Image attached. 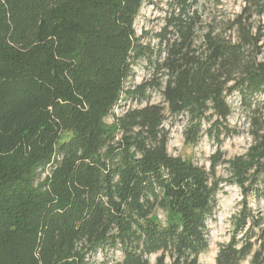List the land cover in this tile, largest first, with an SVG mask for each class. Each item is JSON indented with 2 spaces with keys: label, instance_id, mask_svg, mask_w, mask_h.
Listing matches in <instances>:
<instances>
[{
  "label": "trees",
  "instance_id": "16d2710c",
  "mask_svg": "<svg viewBox=\"0 0 264 264\" xmlns=\"http://www.w3.org/2000/svg\"><path fill=\"white\" fill-rule=\"evenodd\" d=\"M146 1L0 0V264H201L225 184L242 199L216 264H264V27L250 7L217 22L169 0L153 62L134 26ZM143 60L152 77L127 87ZM235 96L252 143L226 159ZM122 99L139 106L118 115ZM180 116L187 143L217 139L209 167L169 153Z\"/></svg>",
  "mask_w": 264,
  "mask_h": 264
},
{
  "label": "rangeland",
  "instance_id": "374dc122",
  "mask_svg": "<svg viewBox=\"0 0 264 264\" xmlns=\"http://www.w3.org/2000/svg\"><path fill=\"white\" fill-rule=\"evenodd\" d=\"M257 3L256 5H253ZM250 7V23L254 27H264V0H198V9L202 18L206 21L216 19L218 21L234 18L243 13L244 8ZM171 15L169 0H147L143 5L139 16L135 21V30L144 45L149 46L153 52L152 60L160 61L158 56L160 49L158 34L164 32L167 19ZM262 55L264 58V41H261ZM154 66L148 61H141L135 67L133 77L128 81L127 87L144 82L152 77ZM264 98V96H263ZM233 107V114L229 118L228 126L231 130L230 136H220L222 143L221 150L226 159L243 155L249 149L252 138L250 134L249 114L240 103L238 96L229 99ZM153 103H162L159 94H154ZM136 101L122 99L115 109L116 114H122L129 107H136ZM112 122V118L107 119ZM187 116L170 118L165 122L164 127L169 132L168 151L171 155L181 157L184 160L194 162L200 166L209 167V158L217 151L219 143L215 137L203 134L197 145L187 143L184 132L187 126ZM205 129L208 126L204 127ZM219 174L224 175L222 170ZM242 196L240 190L229 184H225L218 195L217 212L214 219L210 220L209 226V250L200 256L201 264H216V257L222 244L228 243L234 232V216L238 212V204ZM255 203H252V205ZM254 206V205H253ZM158 219H163V212H158ZM121 259L119 252L96 254L89 264H117ZM156 256L150 257V264H155ZM242 264H250V260Z\"/></svg>",
  "mask_w": 264,
  "mask_h": 264
}]
</instances>
